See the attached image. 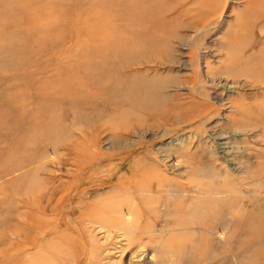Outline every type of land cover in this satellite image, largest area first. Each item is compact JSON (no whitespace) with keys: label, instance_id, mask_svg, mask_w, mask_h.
<instances>
[{"label":"rangeland","instance_id":"obj_1","mask_svg":"<svg viewBox=\"0 0 264 264\" xmlns=\"http://www.w3.org/2000/svg\"><path fill=\"white\" fill-rule=\"evenodd\" d=\"M198 2L0 0V264H264V8Z\"/></svg>","mask_w":264,"mask_h":264},{"label":"bare ground","instance_id":"obj_2","mask_svg":"<svg viewBox=\"0 0 264 264\" xmlns=\"http://www.w3.org/2000/svg\"><path fill=\"white\" fill-rule=\"evenodd\" d=\"M74 1H77V2H87L89 4H93L94 6H96V10L99 8L101 9H105L106 6L111 2V4H115V5H119L121 6V4L123 5L121 8H125V9H129L131 7H138L139 5L142 6V4L144 3H151L155 0H74ZM248 2V7L251 8L254 12H257L258 9L260 8H264V0H246ZM214 2H216V0H199L198 2V6H199V9L197 10V17H201L204 13H207L208 10H213L214 9ZM120 3V4H119ZM99 7V8H98ZM105 12V10H102L101 12ZM252 11V12H253ZM100 12V13H101ZM254 12L253 14L251 15L253 17L254 15ZM99 15H103V14H99ZM105 21L108 20V16H105ZM117 168V167H115ZM114 171V170H113ZM115 172V171H114ZM113 174V172H112ZM126 216V219H127V216L129 218H131L132 216L130 214H125ZM128 222V220H127ZM129 223V222H128ZM201 226H207L208 224H205L204 222L201 221ZM198 224V223H197ZM263 226H264V221H263ZM210 226V225H208ZM123 231H124V234L127 238H130L131 236L133 237V234L128 230V228H123ZM143 231V230H142ZM223 233V232H222ZM141 234V233H140ZM215 234V233H214ZM218 239H220L222 236H221V232L219 233V230L217 231L216 233ZM215 235V236H216ZM131 239V238H130ZM218 241V240H217ZM153 252V251H152ZM157 252V251H156ZM136 253V252H135ZM134 251L130 254L131 256H133L134 254ZM138 254V253H137ZM159 254H156V253H151L150 254V262L148 264H156V262L158 260H160L161 257L158 256ZM135 257V256H134ZM149 257V256H148ZM131 260V257L129 258Z\"/></svg>","mask_w":264,"mask_h":264}]
</instances>
